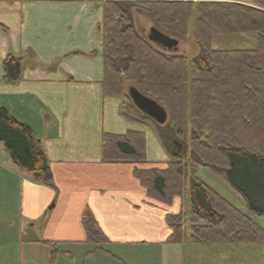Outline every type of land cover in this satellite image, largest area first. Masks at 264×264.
Returning <instances> with one entry per match:
<instances>
[{
  "label": "trees",
  "instance_id": "trees-1",
  "mask_svg": "<svg viewBox=\"0 0 264 264\" xmlns=\"http://www.w3.org/2000/svg\"><path fill=\"white\" fill-rule=\"evenodd\" d=\"M253 2L264 9V0ZM137 7L161 33L175 39L189 37L198 53L187 57L155 48L135 29L132 11ZM102 34L103 96L121 97L124 111L128 85V90L155 101L166 114L162 125L134 107L128 90L131 103L123 116L150 126L169 157L163 168H146L143 134L104 133L102 162L139 166L133 177L148 198L161 204L171 205L188 191V212L165 217L172 232L167 243L183 245L186 237L190 245L221 249L261 245L264 256V229L257 222L264 220V10L234 2L111 0L103 3ZM243 34L255 35L254 49H212L213 36ZM2 70L3 80L20 79L17 59L8 57ZM0 143L35 182L53 187L38 139L2 108ZM198 167L223 179L242 198L248 214L197 180ZM81 222L87 243L105 252L102 246L109 242L91 214L85 212ZM50 246L49 264H54L57 250Z\"/></svg>",
  "mask_w": 264,
  "mask_h": 264
},
{
  "label": "crops",
  "instance_id": "crops-1",
  "mask_svg": "<svg viewBox=\"0 0 264 264\" xmlns=\"http://www.w3.org/2000/svg\"><path fill=\"white\" fill-rule=\"evenodd\" d=\"M102 2L0 0V108L34 133L53 185L35 182L0 143V264H20L22 232L34 225L39 238L30 244L38 254L25 257L27 264H49L50 245L57 250L54 264L184 261L183 245L167 243L172 232L165 217L183 212L188 191L161 204L133 177L139 166L101 160L102 134L138 132L145 136L146 168L169 161L151 127L127 121L122 98L102 94ZM8 57L19 61L16 82L3 80ZM85 212L108 240L105 252L87 243Z\"/></svg>",
  "mask_w": 264,
  "mask_h": 264
},
{
  "label": "rangeland",
  "instance_id": "rangeland-1",
  "mask_svg": "<svg viewBox=\"0 0 264 264\" xmlns=\"http://www.w3.org/2000/svg\"><path fill=\"white\" fill-rule=\"evenodd\" d=\"M106 1L111 0H103L102 3ZM115 1H126V2H136L139 0H115ZM183 1V0H178ZM243 1H250V0H243ZM255 0H252V2H234L246 7H251L253 9H261L255 5L253 2ZM186 2V1H183ZM207 3V2H227L225 0H205L200 2H190L194 5H197L198 3ZM233 3V2H232ZM134 26L136 31L142 35L144 38L148 34V30L151 27H154V21L151 19L142 9L138 8L132 11ZM194 15L192 17L193 21ZM191 21V22H192ZM191 22L189 26L191 25ZM175 39V38H174ZM179 42L178 45V53L183 54L187 57L196 55L198 53V49L196 48L195 44L192 42V40L187 37L184 39H176ZM211 46L214 50H249L254 49L256 47V38L254 34H243V35H217L213 36L211 39ZM89 57V56H88ZM127 87L124 90V93L126 95L125 98V104H124V113L127 114V106L129 103H131L128 100L127 96ZM161 145V144H160ZM162 147V146H161ZM161 150L166 154V151L161 148ZM150 159H153V161H156L155 158L149 157ZM195 177L197 180H199L201 183L206 185L207 187L211 188L213 191H215L218 195H220L221 198L226 200L228 203H230L233 207L246 212L244 207V202L242 198L234 192L228 184L215 175L210 170L198 167L195 170ZM188 181H187V187H188ZM183 202V212H187L189 209L188 207V197L186 200H182ZM248 214V213H247ZM258 224L264 229V220L260 219L257 221ZM39 238V229L38 225H34L33 227H24V230L22 232V238H21V259L20 264H27L25 257H29L31 254H38V250L36 248L32 249V244L30 242L32 240H36ZM31 245L30 249L29 246ZM183 254H184V261L182 264H264V256H263V249L261 245H253V246H226L225 248L221 249L218 247H213L209 245H190L188 242V239L185 237L183 241ZM107 250H113L118 251L117 249L114 250L112 248L107 247ZM25 260L26 262L23 263L22 260ZM41 260V257L40 259ZM37 264V260H34ZM40 264V263H39ZM150 264H155L154 262H150Z\"/></svg>",
  "mask_w": 264,
  "mask_h": 264
},
{
  "label": "water",
  "instance_id": "water-1",
  "mask_svg": "<svg viewBox=\"0 0 264 264\" xmlns=\"http://www.w3.org/2000/svg\"><path fill=\"white\" fill-rule=\"evenodd\" d=\"M145 39L155 48L170 54H178V40L161 33L155 27L148 30ZM129 97L134 107L145 116L151 118L157 124L162 125L166 121L165 111L153 100L141 95L135 89L128 90Z\"/></svg>",
  "mask_w": 264,
  "mask_h": 264
}]
</instances>
